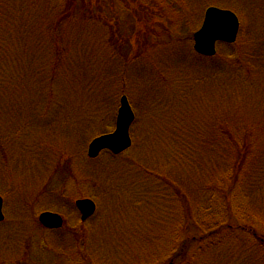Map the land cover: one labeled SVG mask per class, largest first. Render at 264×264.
I'll return each mask as SVG.
<instances>
[{"label":"rangeland","instance_id":"obj_1","mask_svg":"<svg viewBox=\"0 0 264 264\" xmlns=\"http://www.w3.org/2000/svg\"><path fill=\"white\" fill-rule=\"evenodd\" d=\"M210 6L241 30L209 59ZM123 94L132 146L88 158ZM216 127H264V0H0V264H264V131L232 178Z\"/></svg>","mask_w":264,"mask_h":264},{"label":"water","instance_id":"obj_2","mask_svg":"<svg viewBox=\"0 0 264 264\" xmlns=\"http://www.w3.org/2000/svg\"><path fill=\"white\" fill-rule=\"evenodd\" d=\"M239 28L240 22L234 12L209 7L205 12L202 27L194 34V48L202 55L213 56L216 54L217 42L234 43L236 41ZM134 118L130 102L124 95L121 97L115 131L96 137L89 145L88 155L95 158L102 150L108 149L119 154L128 149L132 144L130 126ZM76 205L82 214L83 221L92 216L96 210V204L91 199H79ZM2 207L3 200L0 196V221L4 219ZM40 221L48 228H58L63 224L62 217L52 212L42 213Z\"/></svg>","mask_w":264,"mask_h":264},{"label":"trees","instance_id":"obj_3","mask_svg":"<svg viewBox=\"0 0 264 264\" xmlns=\"http://www.w3.org/2000/svg\"><path fill=\"white\" fill-rule=\"evenodd\" d=\"M135 1L136 0H134V2ZM71 2H72L71 4L74 3L73 1H71ZM127 3L129 4V2H127ZM75 9H76L75 6L72 7L71 9L68 8L67 12L68 13H74ZM143 12H144V10L142 11V13ZM139 21L142 24L145 23V18L143 15H141V17H139ZM152 32H153V29L149 30V32H147V35L149 33H152ZM141 34H143V33H141ZM150 35H152V34H150ZM243 51L244 50H241L240 52H238V51L228 52V54L225 55L226 57L223 60L228 61V59H232L233 64H236V63L240 64V62H242V61H240V59L243 57V55H246V53H244ZM135 54H136V52H134V55ZM184 68H185L184 70L186 71L187 68L185 66H184ZM258 128L260 131H264V127L263 128L258 127ZM260 131L245 128L244 129V135L242 137H237V135L234 132H232V130L229 131L228 127H216L215 128L214 134H215L216 140L221 141L223 143L225 141L228 142V139L230 140L229 145L227 144L228 145L227 148L230 151H232L233 161L230 159L231 154H229V151L227 149L226 156H228V157H226V159H229L230 163H228V165L225 166V169L227 168V170L232 172V175H231L232 178L238 176L239 174L241 175L246 170V168H247V167L245 168L246 160H247L248 156L250 154L252 155L254 152V148L256 145L255 144L253 145V143H256L255 138H256V135H259ZM253 163L254 162H251L249 164L252 165ZM256 183H259V182H256ZM229 187L230 188H228V190L226 191V193H228V194L232 191V188H233L232 181H231V185ZM229 217H231V213L230 214L227 213V218H229ZM228 220H230V219H228ZM214 233H217V232L214 231Z\"/></svg>","mask_w":264,"mask_h":264}]
</instances>
